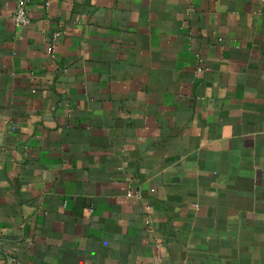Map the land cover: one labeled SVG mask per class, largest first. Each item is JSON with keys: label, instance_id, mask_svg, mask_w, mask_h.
I'll use <instances>...</instances> for the list:
<instances>
[{"label": "crops", "instance_id": "0c3cea01", "mask_svg": "<svg viewBox=\"0 0 264 264\" xmlns=\"http://www.w3.org/2000/svg\"><path fill=\"white\" fill-rule=\"evenodd\" d=\"M16 7L0 264H264V0Z\"/></svg>", "mask_w": 264, "mask_h": 264}, {"label": "built area", "instance_id": "2783aa9c", "mask_svg": "<svg viewBox=\"0 0 264 264\" xmlns=\"http://www.w3.org/2000/svg\"><path fill=\"white\" fill-rule=\"evenodd\" d=\"M16 2H17V7L15 12L13 13L14 23L17 28H23L30 24V15L28 10L30 0H16ZM47 6H49V3H47ZM57 37L58 34L56 35L55 40L48 49V53L50 55H53L57 49ZM129 196H131V194ZM158 264H162V263H158Z\"/></svg>", "mask_w": 264, "mask_h": 264}]
</instances>
